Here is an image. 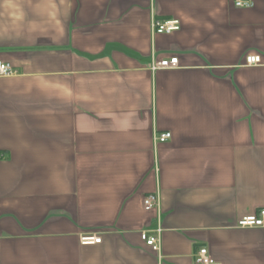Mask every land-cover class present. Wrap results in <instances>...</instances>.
I'll list each match as a JSON object with an SVG mask.
<instances>
[{
  "label": "crops",
  "instance_id": "1",
  "mask_svg": "<svg viewBox=\"0 0 264 264\" xmlns=\"http://www.w3.org/2000/svg\"><path fill=\"white\" fill-rule=\"evenodd\" d=\"M249 1L0 0L15 71L0 77V264H195L201 248L264 264V228L237 226L264 209V0ZM157 229L156 253L141 233Z\"/></svg>",
  "mask_w": 264,
  "mask_h": 264
},
{
  "label": "built area",
  "instance_id": "2",
  "mask_svg": "<svg viewBox=\"0 0 264 264\" xmlns=\"http://www.w3.org/2000/svg\"><path fill=\"white\" fill-rule=\"evenodd\" d=\"M234 6L236 8H250L252 3L249 0H232ZM151 32H154L158 35L170 34L179 30V22L177 20H166V21H158L153 20L150 24ZM246 66H253L260 63L259 56H246L245 58ZM178 65V59L175 57L169 59H163L159 61H154L151 70H169L176 68ZM15 75V71L13 68L6 63L0 62V77H10ZM170 138V134H161L157 137L158 142L163 143ZM157 194H149L144 196L143 198V209L146 212H152L154 210H159V198H157ZM239 228L247 229V228H264V209H261L257 212V214L247 216L242 218L237 224ZM160 229L155 231V234L152 236H148L147 233H141V239L145 244L152 249L154 252H158L160 249V240L159 234ZM100 238L95 236H83L80 238L81 245H93L99 244ZM195 264H218L212 260L209 256L207 250L201 248L195 255Z\"/></svg>",
  "mask_w": 264,
  "mask_h": 264
}]
</instances>
